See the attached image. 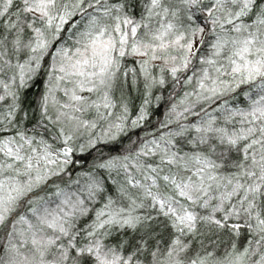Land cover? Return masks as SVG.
Segmentation results:
<instances>
[{"label": "snow or ice", "instance_id": "6c2138e0", "mask_svg": "<svg viewBox=\"0 0 264 264\" xmlns=\"http://www.w3.org/2000/svg\"><path fill=\"white\" fill-rule=\"evenodd\" d=\"M0 264H264V0H0Z\"/></svg>", "mask_w": 264, "mask_h": 264}, {"label": "trees", "instance_id": "16d2710c", "mask_svg": "<svg viewBox=\"0 0 264 264\" xmlns=\"http://www.w3.org/2000/svg\"><path fill=\"white\" fill-rule=\"evenodd\" d=\"M34 95H35V93H29V98L31 99L32 97H34ZM133 96H134L133 103L135 105H138L140 103L139 98H135V94H133ZM165 111H166V109L164 106H161L159 108L154 107V114L152 116L151 124H154L157 120L162 119ZM151 124L149 126H151ZM142 134L143 133L141 132V135Z\"/></svg>", "mask_w": 264, "mask_h": 264}]
</instances>
